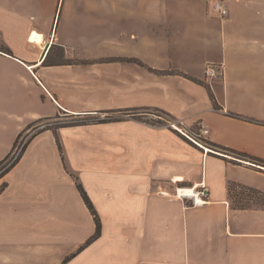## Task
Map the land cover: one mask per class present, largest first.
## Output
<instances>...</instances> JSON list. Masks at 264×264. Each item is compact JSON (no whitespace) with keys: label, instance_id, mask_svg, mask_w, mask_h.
<instances>
[{"label":"crops","instance_id":"crops-1","mask_svg":"<svg viewBox=\"0 0 264 264\" xmlns=\"http://www.w3.org/2000/svg\"><path fill=\"white\" fill-rule=\"evenodd\" d=\"M124 1L0 0V162L35 134L0 179V264H264V167L131 114L162 111L206 143L264 161V5L189 23L180 39V6ZM207 65L222 77H206ZM76 182L101 222L87 246L95 223ZM201 183L200 208L157 194Z\"/></svg>","mask_w":264,"mask_h":264},{"label":"rangeland","instance_id":"rangeland-1","mask_svg":"<svg viewBox=\"0 0 264 264\" xmlns=\"http://www.w3.org/2000/svg\"><path fill=\"white\" fill-rule=\"evenodd\" d=\"M216 1V0H126V2L124 1L123 3L129 4V5H135V4H143V5H149V6H162V5H166V6H174V5H178L180 6V13L179 14H175V23H174V27L178 28L176 30L177 33H180V35H182L183 33H185L186 29H184L187 25H189V23L194 22L193 24H195L196 26H198L199 24L196 23H200L204 24L205 26H207V22H209L210 20L212 22H220L223 19H230V17H234V13H232V10L236 9L238 6H242V5H264V0H219L221 1L225 6L226 9L228 11V15L225 18H218L216 17V15H214L213 13H211V6L212 3ZM193 6L194 8H197V10H199V12H188V11H192L193 10ZM192 8V9H190ZM172 16V14H170ZM214 24V23H213ZM193 27V26H192ZM217 29H219V26H216ZM184 36L182 35L180 37L183 38ZM219 53L214 50V52H201L200 55L197 57V59H195L194 62H202L205 58L207 57H212L214 58L215 56H218ZM206 69V68H205ZM133 113H135L136 116H138V118H140V120L150 124V125H168L170 123H172V121L168 118V116H166L165 114L153 110V109H148V110H138V111H134ZM102 116V117H101ZM120 116H124L123 113H118V114H113L112 116H110L111 119H117ZM60 122L63 123H70L73 121H82L85 119H94V120H103L107 117H109L108 115H87V116H74V115H63L60 116ZM41 125H45V126H49V127H55V120L52 121H45L43 122ZM180 126V124H178ZM182 131L190 136H192V138L199 144H201L202 146L214 151V152H218L224 155H228L234 158H239L237 155L226 152V151H222L220 149L214 148L212 146H210L209 144H206L205 140L199 138L198 136V132L197 135L192 134L190 131L185 130L182 128ZM178 132V131H177ZM196 133V131H195ZM20 139V138H19ZM259 164V163H256ZM262 165V164H259Z\"/></svg>","mask_w":264,"mask_h":264},{"label":"built area","instance_id":"built-area-1","mask_svg":"<svg viewBox=\"0 0 264 264\" xmlns=\"http://www.w3.org/2000/svg\"><path fill=\"white\" fill-rule=\"evenodd\" d=\"M211 13L220 19L225 18L228 15L226 6L219 0H216L212 3ZM205 76L208 78H221L222 71L220 67L216 65H207L205 69ZM178 126L179 125L177 122H172L169 124V127L182 134V126L181 128ZM207 133L208 130L205 128L200 129L201 135H206ZM28 139L29 136L26 135H22L20 137L12 152L9 154L4 168L18 160ZM171 183L175 184L174 181H171ZM184 188L189 189V192H185V190H183ZM157 194L160 197H164L175 202H181L184 204V206L191 208H200L209 202V190L203 183L192 187L173 186L168 190L159 189Z\"/></svg>","mask_w":264,"mask_h":264},{"label":"trees","instance_id":"trees-1","mask_svg":"<svg viewBox=\"0 0 264 264\" xmlns=\"http://www.w3.org/2000/svg\"><path fill=\"white\" fill-rule=\"evenodd\" d=\"M6 53L8 54L9 52L6 51ZM132 62H134V63H139V64H140V62H138V61H136V60H132ZM160 73H161V72H160ZM210 96H211V98L213 99V96H212L211 94H210ZM214 106H215V109H218L217 105H214ZM156 111H159V110H156ZM159 112L165 114V113L162 112V111H159ZM131 114H133V117H134V118L140 120V118H138V116H136L135 113L131 112ZM165 115H167V114H165ZM56 119H60L59 116H58ZM109 121H119V119H113V120H112L110 117H107V118H105V119H103V120H94V119H89V118H88V119H85V120H82V121H73V122H70V123H63V122L58 121V122H56L57 124H56L55 128H54V127H49V126H46L45 128H46V129H52V130H55V129L60 128V127L87 125V124H90V123H104V122H109ZM32 126H33V124L29 125V126L27 127V129L32 128ZM34 135H35V134H34ZM34 135H32L31 137H29V139L27 140V142H26V144H25V146H24V148H23V150H22V153L24 152L26 146H27L28 143L31 141V139L33 138ZM20 137H21V135H19L18 138L16 139V141L14 142V146H13V148H14L15 145L17 144V142H18V140H19ZM206 144H209L210 146H212V147H214V148H217V149H220V150H222V151H226V152H229V153H233V154L237 155V156L239 157V159H242V158H243V159H248V160H250V161H251L252 163H254V164H255V163H260V164H262L261 166L264 167V161H263V160H259V159H257V158H253V157L247 156V155H245V154H242V153H239V152H235V151L229 150V149H227V148L219 147V146H217V145H214V144H211V143H208V142H207ZM58 147H59V150H60L59 143H58ZM12 150H13V149H12ZM21 155H22V154H21ZM21 155H20V157H21ZM8 156H9V155H8ZM8 156H7L4 160H2V161L0 162V179H1L2 177H4V175H6V174H7V173H8V172L14 167V165L18 162V160L20 159V157H19L18 160H17L16 162H14V163H12L11 165H9L8 167L4 168V167H5V162H6L7 158H8ZM5 187H6L5 184H2V185H1V187H0V193L2 192V190H3ZM76 188H77V190H78V192H79V194H80V196H81V198H82L84 204L86 205V207H87L88 210L90 211L91 215L93 216V220H94V223H95V231H94V234H93V235L90 237V239L86 242L85 246H87V245H89L90 243H92L94 240H96V239L100 236V233H101V222H100V219H99V217H98V215H97V213H96V211H95V209H94V207H93V205H92V202L90 201V199H89L88 195L86 194L85 190L83 189V187H82L79 183L76 182ZM80 250H81V249H80ZM69 259H70V257L67 258V259H65V260L62 262V264H65Z\"/></svg>","mask_w":264,"mask_h":264},{"label":"bare ground","instance_id":"bare-ground-1","mask_svg":"<svg viewBox=\"0 0 264 264\" xmlns=\"http://www.w3.org/2000/svg\"><path fill=\"white\" fill-rule=\"evenodd\" d=\"M32 38H33V39H36V40H39V37H38L37 35H35V34H33ZM101 117H102V116H101ZM183 190H185V192H189V191H188L189 189H187V188H184Z\"/></svg>","mask_w":264,"mask_h":264}]
</instances>
